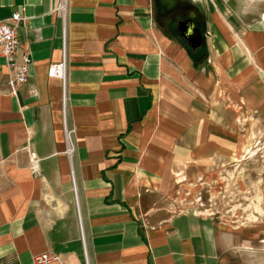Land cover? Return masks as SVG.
I'll list each match as a JSON object with an SVG mask.
<instances>
[{"label":"crops","instance_id":"obj_1","mask_svg":"<svg viewBox=\"0 0 264 264\" xmlns=\"http://www.w3.org/2000/svg\"><path fill=\"white\" fill-rule=\"evenodd\" d=\"M58 2L0 0L31 60L13 93L0 56V264H264V228L190 200L264 127V0ZM178 6L201 7L195 47Z\"/></svg>","mask_w":264,"mask_h":264},{"label":"rangeland","instance_id":"obj_2","mask_svg":"<svg viewBox=\"0 0 264 264\" xmlns=\"http://www.w3.org/2000/svg\"><path fill=\"white\" fill-rule=\"evenodd\" d=\"M198 9L201 7L192 11L201 17ZM202 52L206 53V48ZM250 127L241 151L232 157L234 162L221 165L212 178L198 180L200 186L190 200L221 220L264 228V127ZM261 235L264 237V229Z\"/></svg>","mask_w":264,"mask_h":264},{"label":"built area","instance_id":"obj_3","mask_svg":"<svg viewBox=\"0 0 264 264\" xmlns=\"http://www.w3.org/2000/svg\"><path fill=\"white\" fill-rule=\"evenodd\" d=\"M55 11L59 13L62 17L65 16L67 11V0H59ZM23 20V16L20 11L13 12L8 18H0V56L4 57L9 65L13 67V73L8 77L7 84L9 85L11 91L14 93L17 86L25 83L29 77V67L31 60L28 55L22 54L19 59L15 58L17 54L20 41L16 36L15 27L16 25ZM47 75L49 77L59 78L64 87L65 77H66V61L65 56L63 55L61 61L52 63L47 70ZM64 101V96H63ZM64 106V103H63ZM63 135H64V154L69 160L72 159V156L75 151L74 143V129L68 127L63 122ZM29 163L30 169L33 174H39L38 171V161L36 153L29 151ZM71 181L74 189V177L71 169ZM75 190V189H74ZM83 241V240H82ZM57 257L50 255L48 253H41L36 255L35 261L37 263H46L51 260H55ZM85 264H88L87 259Z\"/></svg>","mask_w":264,"mask_h":264},{"label":"flooded vegetation","instance_id":"obj_4","mask_svg":"<svg viewBox=\"0 0 264 264\" xmlns=\"http://www.w3.org/2000/svg\"><path fill=\"white\" fill-rule=\"evenodd\" d=\"M179 18H192L194 21L193 34L190 38H187L189 43H195L197 39L204 38V20L198 18V16L191 10L189 6H178L176 10Z\"/></svg>","mask_w":264,"mask_h":264},{"label":"water","instance_id":"obj_5","mask_svg":"<svg viewBox=\"0 0 264 264\" xmlns=\"http://www.w3.org/2000/svg\"><path fill=\"white\" fill-rule=\"evenodd\" d=\"M179 31L186 39L190 38L193 34L194 22L192 18H186L178 22ZM196 45L200 44V38L195 41ZM195 43H192V47H195Z\"/></svg>","mask_w":264,"mask_h":264}]
</instances>
